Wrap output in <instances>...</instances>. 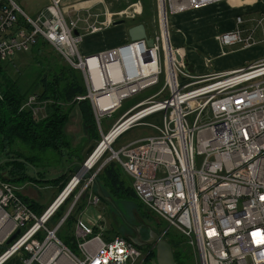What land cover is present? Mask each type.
I'll return each mask as SVG.
<instances>
[{"label":"built area","instance_id":"built-area-1","mask_svg":"<svg viewBox=\"0 0 264 264\" xmlns=\"http://www.w3.org/2000/svg\"><path fill=\"white\" fill-rule=\"evenodd\" d=\"M219 1L223 0L158 3L170 9L165 11L167 21L170 14ZM62 2L49 0L32 18L15 0H0V63L28 52L42 39L81 71L98 127L124 99L158 85L163 77L158 92L127 109L112 127L126 123L118 137L137 126H150L155 134L111 149L110 159L128 175L139 202L165 221V230L174 228L183 235L196 264H264V57L232 73L195 77L182 59L172 57L176 49L160 16L152 46L141 40L83 55V33L99 32L111 25L112 15L120 19L127 11L105 9L104 20L99 21V15L88 9L83 16L74 9L70 17ZM250 21L252 26L245 28L246 20L237 15L233 29L217 34L218 43L242 48L264 44V35L255 38L259 29L264 34V12ZM93 56L99 62L91 69L88 59ZM116 63L118 68L111 70ZM201 82L206 83L195 87ZM164 91L167 97L155 100ZM41 104L31 94L22 107L40 117ZM156 114H161L160 124L144 122ZM81 169L41 213L13 184L0 181V264L14 255L20 264H145L150 249L136 245L129 236L106 234L102 217L93 226L75 218L73 248L58 236L90 182H95L96 173L81 186L85 173L76 178ZM99 199L94 193L88 203L98 204ZM63 205V215L48 225Z\"/></svg>","mask_w":264,"mask_h":264},{"label":"trees","instance_id":"trees-1","mask_svg":"<svg viewBox=\"0 0 264 264\" xmlns=\"http://www.w3.org/2000/svg\"><path fill=\"white\" fill-rule=\"evenodd\" d=\"M42 46L50 47L39 38L28 52L41 53ZM50 48L63 65L61 63L60 65L56 58L50 62L49 56L46 55L43 59L47 60V65H40L39 70L28 82L19 78L13 79L8 75L5 62L10 61L0 63V157L3 156L0 159L3 160L0 164V173L5 172L3 176L0 175V180L17 185L38 183L43 187L42 190L55 187L58 190L55 198L80 167L77 164L84 162L88 138L97 140L98 135L91 103L85 97L87 90L81 71L71 67L59 53ZM31 94H36L39 101H46L44 113L40 117H34L30 108L22 107ZM75 111L79 113L83 126V140L78 145H75L68 133ZM120 171L118 163L111 160L101 168L99 178L95 176V179L99 182L100 188H107L112 196L139 202L131 185H125L126 182ZM103 195L111 198L104 193ZM22 197L36 213H41L52 202L43 208L35 200L23 195ZM99 201L109 204L101 198ZM139 203L148 211L141 202ZM64 211L65 205L59 209L48 225L55 223ZM74 221L75 218L71 215L58 231V236L60 237L59 233L63 228L68 230L73 227ZM164 238L172 247L176 264H193L191 253L187 250L181 252V249L180 251L175 249L176 246L184 244L183 235L169 228L165 230ZM64 240L71 248L74 247L70 242L71 236H65ZM146 247L150 249L148 258L155 261L154 248Z\"/></svg>","mask_w":264,"mask_h":264},{"label":"rangeland","instance_id":"rangeland-1","mask_svg":"<svg viewBox=\"0 0 264 264\" xmlns=\"http://www.w3.org/2000/svg\"><path fill=\"white\" fill-rule=\"evenodd\" d=\"M15 1L32 18L39 16L41 12L44 11L45 7L48 5L47 3L48 0H15ZM102 2L104 3V5L107 7V9L111 13H117L119 11H127L128 17L124 16L123 14V17L120 18V19H124L125 23L127 24H130L136 21L146 22L147 24L151 25V27L154 29V32L159 30V25H160L159 10L160 9H159L158 0H102ZM25 3L29 4V6L32 9L28 8ZM43 3H45L46 5L43 6L42 8H39V6L42 5ZM102 6L98 5L96 8H100L102 10L103 8ZM135 8L137 9V11ZM64 9L65 8L63 7V10ZM166 10L167 12H169L170 9H168L167 7ZM111 17L113 20H116V19L120 20L119 16H117L116 18V16L112 15ZM167 18H168L167 21H165V15H163V22H164L165 30H166V27H169V35H170L169 17ZM170 43H171V38H170ZM171 46H172V43H171ZM46 55H48L49 58L51 59V60L49 59L50 62H52L56 58L59 61V64L61 63L57 55L55 54V52L50 47L42 46L41 53H37V52L32 53L31 51L30 52L20 51L16 53V55L14 56L15 59L11 60L10 62H5L6 63L5 69L8 75L11 76L13 79L19 78L22 81L28 82L30 77L34 75L37 70H39L40 65L42 66L47 65L46 64L47 60L43 59V57ZM173 56H174V59L177 60L178 62L182 59L181 53L177 51L173 52ZM179 80L181 83H183V80L185 79L179 76ZM162 84H163V77H161L160 83L158 85L151 86L137 95L124 99L121 105L112 114V117L102 118L100 127L97 126V135H98L97 140H100V139L101 140L98 142L97 140H92L88 138V141L86 140L87 142H86L85 150L90 145L95 146L97 143L100 144V142L104 140V137H102L103 134L106 135L108 131L112 129L114 122L128 108L132 107L135 103H138L141 100L152 97L162 87ZM166 97H167V92L164 91V93L156 97L155 100H161ZM41 102L44 103V104H41V106L44 107L46 101H41ZM144 122L148 124H160L161 114L152 115L148 117L147 119H145ZM79 127L80 126H79L78 120L77 121L75 120L74 122L71 121L69 125V132L71 133L74 142H78V144L81 141L80 140L81 136L78 138V135L79 133L80 135H82V130H80ZM152 134H155V130L150 126H137L121 134L113 143L109 145L108 149L105 150V152L102 154L100 159L91 168L88 169L89 173H86L87 170L85 171L84 177L81 180L80 185L82 186L84 183H87L90 176L95 173H96V177L99 178L98 175L100 173L99 171L101 170V168L104 165H106V163L111 161L110 159L111 149L118 148L121 145H124L133 139L152 135ZM84 155H85V159H84V162H85L87 158L89 157V155H87L85 152H84ZM2 158L3 156L0 157V159ZM2 161L3 160L0 161V164H2ZM4 174L5 172L1 171L0 175L3 176ZM121 176L126 182L125 185L126 186L130 185V180L122 172H121ZM13 186L17 188V190L20 191L27 198L35 200L38 204L42 205L43 208H45L52 201V199L58 192L57 188L55 187L51 189L45 188L42 190L43 187H41L38 183L36 184L35 183H23L21 185L20 184L17 185L16 183H13ZM95 188L96 187H95L94 181H91L88 190L85 192L84 196L79 201L78 206L76 207V209L74 210L72 214V217L74 218L79 217L84 223L88 224L89 226L96 225V223L100 220V217H102L103 219L102 222H103L105 230L107 231L106 234L108 235H112L113 233H116L119 235L132 237V232L130 231L128 224L137 226L140 229L141 234L143 235L144 238L148 236L149 231H155L156 233L160 234L161 230L163 231L166 229L167 226H166L165 221L155 215L150 214L147 210H144L143 207L140 206V203L138 201H134V200L124 198V197L112 196L109 193L108 189L105 187L101 189L105 195L111 197L110 199L114 202L116 209L112 205L106 204L105 202H101V201H99L98 204L88 203L89 199L94 194ZM39 191H41V193ZM65 209H66V206H65ZM143 211H144V214H143ZM170 229H174V228H170ZM68 230L63 228L61 232L59 233L63 241H65L64 240L65 236H73L72 226L68 228ZM183 242L184 244H182L181 246L179 247L176 246L175 248L176 251L178 250L180 251L181 249L182 250L181 252H185L187 250L189 253L192 254L193 264H196L193 249L190 248L185 241ZM184 245L186 249L184 248ZM5 264H20V261L18 257L14 255ZM145 264H156V263L151 258H148Z\"/></svg>","mask_w":264,"mask_h":264},{"label":"crops","instance_id":"crops-1","mask_svg":"<svg viewBox=\"0 0 264 264\" xmlns=\"http://www.w3.org/2000/svg\"><path fill=\"white\" fill-rule=\"evenodd\" d=\"M62 1L63 7L68 11L70 17L74 16V9H78L81 16L86 15L87 11L85 10L88 9L91 13L98 14V20L102 21L104 20V10H108L102 0ZM25 4L32 9L29 4ZM45 5L43 3L39 8ZM98 5H103L102 10L96 8ZM263 12L264 0H223L173 13L168 16L172 46L177 49L175 51L181 53L188 73L195 77L201 78L216 72L232 73L264 57V44L261 43L250 48H242L239 45L221 46L216 39L217 34L233 29L237 15H241L246 20L244 27L249 28L253 24L250 18H258ZM115 21L117 20H114L111 26L96 33H83L80 30L83 33L80 44L81 53L83 55L93 54L130 42L127 29L137 23L145 25L149 37L156 33L146 22L136 21L130 24L114 25ZM82 27L84 28V26ZM167 28L169 32V27ZM262 29L264 31V21ZM263 35L261 29L257 30L256 40L262 38ZM205 83H196L195 86ZM75 120H78L79 128L82 130V135L79 133L78 138L81 136L80 140H83V126H81V117L77 111L72 116V121ZM68 133L72 137L69 127ZM74 143L78 144V142ZM122 173L130 180L126 173L123 171Z\"/></svg>","mask_w":264,"mask_h":264},{"label":"water","instance_id":"water-1","mask_svg":"<svg viewBox=\"0 0 264 264\" xmlns=\"http://www.w3.org/2000/svg\"><path fill=\"white\" fill-rule=\"evenodd\" d=\"M121 24H125L124 19H120V20H117L114 22V25H121ZM75 34H76V32H75ZM127 34L129 37V41H131V42L145 40V42L148 46H151L153 44V39L148 37V35L146 33L145 25L143 23H137V24L130 26L127 29ZM94 147L95 146L90 145L86 149L85 153L87 155H90V153L93 151ZM77 165H79L80 166L79 169H81L83 166H85V163H78ZM66 171H67V168H66L65 172ZM87 172L89 173V170H87ZM95 185H96L97 195L102 200L107 201L110 205H112L116 209L114 202L110 198L105 197L103 195L97 179H95ZM128 227L130 228V231L132 232V237H130V238L136 245H138V246H152L154 248L156 264H176L172 247H171L170 243L167 241V239L162 237V235L156 233L155 231H149L148 236L146 238H144L143 235L141 234L140 229L137 226L128 224ZM14 237H15V235H13L8 240V243Z\"/></svg>","mask_w":264,"mask_h":264},{"label":"bare ground","instance_id":"bare-ground-1","mask_svg":"<svg viewBox=\"0 0 264 264\" xmlns=\"http://www.w3.org/2000/svg\"><path fill=\"white\" fill-rule=\"evenodd\" d=\"M161 1H163V0H161ZM162 7H160L159 6V16H160V20H161V23H162V26H163V30L165 31V27H164V22H163V15H167V14H165V11H167L166 10V8L164 7V5L162 4L161 5ZM164 12V13H163ZM179 12V11H178ZM166 21V20H165ZM111 24H113V22L111 23ZM111 26V25H110ZM166 29H168L167 27H166ZM76 32V34H77V31H75ZM74 32V33H75ZM169 33V32H168ZM149 37V36H148ZM153 37V36H152ZM152 37H150V38H152ZM131 42V41H130ZM146 43V42H145ZM147 45V44H146ZM148 46V45H147ZM152 46V45H151ZM150 47V46H149ZM94 54V53H93ZM88 55H90V54H88ZM172 57L174 58V56H173V52H172ZM147 58H150L149 57V55L147 56ZM98 62H99V60L96 58V56H93V57H90L89 59H88V64H89V67L91 68V69H93L94 68V66L95 65H97L98 64ZM112 66H111V70L112 69H114L115 67L116 68H118L117 67V63L114 65V64H111ZM94 73L95 72H97V70H95L94 69V71H93ZM112 97H110L109 99H111ZM124 128H126V123H124V124H122L121 126H119L118 128H116V129H112V130H109L108 131V133L106 134V135H104L103 134V136L102 137H104V140L102 141V142H100V144H98L94 149H93V151L90 153V155H89V157L87 158V162L85 163V166H83L82 167V169L80 170V172H79V174L78 175H76L77 177V179L81 176V175H83L84 173H85V171L86 170H88L89 168H91L99 159H100V157L102 156V154L105 152V150H107L108 149V147H109V145L111 144V143H113L116 139H117V137H118V135L117 134H119V133H121L123 130H124ZM105 139H106V141H105ZM105 141V142H104ZM104 142V143H103ZM76 178H75V180H73V182L71 183V185H73L74 184V182L76 181Z\"/></svg>","mask_w":264,"mask_h":264}]
</instances>
